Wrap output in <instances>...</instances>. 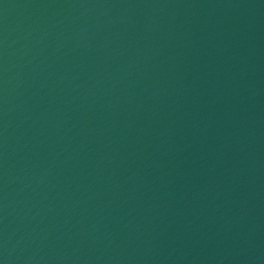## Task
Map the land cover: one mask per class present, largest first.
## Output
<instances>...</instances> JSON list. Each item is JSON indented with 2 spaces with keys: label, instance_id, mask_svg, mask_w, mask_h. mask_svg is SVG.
I'll return each mask as SVG.
<instances>
[{
  "label": "water",
  "instance_id": "obj_1",
  "mask_svg": "<svg viewBox=\"0 0 264 264\" xmlns=\"http://www.w3.org/2000/svg\"><path fill=\"white\" fill-rule=\"evenodd\" d=\"M0 264H264V0H0Z\"/></svg>",
  "mask_w": 264,
  "mask_h": 264
}]
</instances>
